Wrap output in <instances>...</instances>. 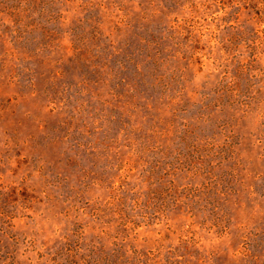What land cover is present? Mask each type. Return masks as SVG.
Returning a JSON list of instances; mask_svg holds the SVG:
<instances>
[{"label":"rangeland","instance_id":"obj_1","mask_svg":"<svg viewBox=\"0 0 264 264\" xmlns=\"http://www.w3.org/2000/svg\"><path fill=\"white\" fill-rule=\"evenodd\" d=\"M0 264H264V0H0Z\"/></svg>","mask_w":264,"mask_h":264}]
</instances>
